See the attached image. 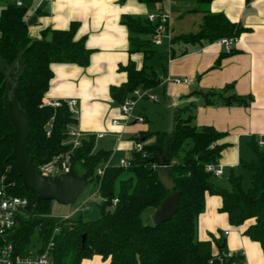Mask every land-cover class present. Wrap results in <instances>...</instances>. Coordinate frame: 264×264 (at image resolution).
<instances>
[{
    "label": "trees",
    "instance_id": "trees-1",
    "mask_svg": "<svg viewBox=\"0 0 264 264\" xmlns=\"http://www.w3.org/2000/svg\"><path fill=\"white\" fill-rule=\"evenodd\" d=\"M28 21L27 10L16 4H9L0 15V182L11 195L30 203L19 216V225L8 235L17 254L26 255L36 235L41 250L53 240L51 264H83L94 257L109 264H210L211 261L218 264L217 257L228 252L226 246L220 249L224 240L200 241L197 236L198 223L210 195L222 199L220 212L227 215L230 226H247L243 235L258 243L264 255V150L243 165L250 173L247 190L242 175L229 177L231 188L219 187L213 181L215 175L208 173L206 167L217 166L225 148L219 142L226 134L211 126H196L194 105L177 110L172 131H156L137 139L144 144L154 137L155 143L144 145L146 157L144 153L133 152L127 168L108 165L110 153L95 151V135L83 139L71 153V164L78 175L88 174L89 185L98 187L100 216L87 220L78 212V217L72 220L52 217V201H41L25 190L9 160L14 143L6 135L14 131V126L3 116V98L10 80H17L19 105L27 113L31 128L29 154L42 160L34 162L35 169L70 153L69 130L77 122L65 104L57 108L49 106L45 97L54 76V65L87 67L92 53L86 48L85 39H76L78 23H72L68 31L53 32L51 39L44 34L41 39L32 40ZM123 24L131 35L130 54L143 53L149 59L155 53L151 41L154 26L147 19L132 17H125ZM245 31L224 15H205L197 33L174 37L173 44L176 40L211 43L239 38ZM234 53L235 50L230 55ZM120 70L127 73L128 80L111 88L112 98L120 105L135 90H153L162 81L151 68L144 65L138 69L131 61ZM231 89L229 86L197 94L204 97L206 105H250L249 98L230 93ZM184 112L186 119L182 118ZM104 168V176L99 178L97 172ZM160 174L174 182L180 204L171 220L156 226L146 223L145 214L149 210L155 212L170 195L159 180ZM114 200L118 201L115 206ZM56 228L60 229L59 234H54Z\"/></svg>",
    "mask_w": 264,
    "mask_h": 264
},
{
    "label": "crops",
    "instance_id": "crops-1",
    "mask_svg": "<svg viewBox=\"0 0 264 264\" xmlns=\"http://www.w3.org/2000/svg\"><path fill=\"white\" fill-rule=\"evenodd\" d=\"M18 3L27 10L29 21L36 17L28 31L32 40H39L44 34L51 39L53 32L68 31L72 23H78L76 39H85L86 48L92 53L90 64L87 67L54 65L45 103L77 100L80 117L75 127L87 136L105 135L96 138L95 151L109 152L108 165L112 167L119 166L122 159H131L133 141L156 131L164 132L155 128V124L153 127L147 124L149 120L137 111L138 105L135 115L144 117V123L132 121L127 127L112 124L116 120L123 121L120 104L111 96V88L120 87L128 80L127 73L120 67L131 61L138 69L146 65L155 71L151 65L155 53L147 60L143 53L130 54L131 35L123 24L124 18L145 20L151 14L169 12L174 37L197 33L205 15H224L230 22L243 26L247 31L240 35V44L229 56L224 53L220 41L187 43L176 40L172 60L163 64L160 74L155 71L161 84L150 91L158 98L157 119H169L161 128L171 126L173 129L177 110L194 105L192 112L196 126H211L226 134L219 142L225 144L217 163L223 174L215 176L221 181L220 185L226 180L229 182L231 175L248 174L250 177L243 165L255 160L264 150L260 145L264 141V0H162L155 3L139 0H0V15L9 4ZM166 78L170 80L165 82ZM176 79L184 82L176 84ZM229 86L232 87L230 93L249 98L250 105H206L204 97L197 94ZM120 134L123 136L121 142L117 140ZM154 143L155 138L151 137L144 145ZM221 207L220 197L207 196L206 210L198 223V239H222L228 252L243 253L247 264H264L260 245L243 235L247 226H230L227 215L220 212ZM78 212L82 209L75 214ZM86 212H82L83 216ZM83 264L109 262L94 257Z\"/></svg>",
    "mask_w": 264,
    "mask_h": 264
},
{
    "label": "built area",
    "instance_id": "built-area-1",
    "mask_svg": "<svg viewBox=\"0 0 264 264\" xmlns=\"http://www.w3.org/2000/svg\"><path fill=\"white\" fill-rule=\"evenodd\" d=\"M51 2L53 0H46ZM21 7V4H17ZM149 23L154 26V33L152 37V44L154 47H161L166 50L168 55V62L172 60L173 51V30L171 26V15L169 12L161 11L156 14H151L147 17ZM224 53L230 55L236 47L240 44L239 38L222 39L220 41ZM170 79L166 78L165 82ZM184 81L176 79V84H181ZM144 99L152 102H157L158 98L150 91L137 89L133 92L132 96L129 97L125 102L120 105V114L123 121H113V126H124L127 127L132 121H138L144 123V117L135 115V109L138 103ZM52 107H61L63 104L66 105L73 119L78 123L80 117V109L77 100H65L58 101L55 103H46ZM105 135H97L96 138H103ZM88 137L76 127H71L69 130V144L71 145V152L65 155H61L53 158L51 161L44 163L36 169L40 174L46 177H55L64 173L69 172L71 164V153L80 147L82 140ZM118 141L121 142L123 136L120 134L117 137ZM264 147V141L260 143ZM133 152L144 153V144L140 141H133ZM144 157L146 154L144 153ZM120 167L127 168L130 166V160L122 159L120 161ZM106 168V167H105ZM104 169H100L97 172L99 178L104 176ZM206 171L215 176H221L223 170L214 165H208ZM117 200H114V206L117 204ZM29 201L25 198L15 197L11 195L4 184L0 182V264H51L50 252L54 246L53 240L50 241L48 246L40 250L39 252L33 253L29 251L26 255H19L16 253L14 245L8 240L9 233L19 225V216L23 214L29 207ZM62 220L70 219V216L64 218H58ZM60 229L56 228L54 234H59ZM225 235H228L226 233ZM218 264H247L244 258V254L241 252H227L222 256L217 257ZM210 264H214L213 261Z\"/></svg>",
    "mask_w": 264,
    "mask_h": 264
},
{
    "label": "water",
    "instance_id": "water-1",
    "mask_svg": "<svg viewBox=\"0 0 264 264\" xmlns=\"http://www.w3.org/2000/svg\"><path fill=\"white\" fill-rule=\"evenodd\" d=\"M36 17L28 22L32 25ZM3 116L11 121L14 131L6 136L13 140V152L9 160L13 162L20 176L23 188L41 201H52L61 206H73L78 203L85 191L88 189V174L78 175L73 166L69 172L55 176L46 177L40 174L34 167V162H42L29 154L28 140L31 128L27 113L20 108L18 99V81L10 80L4 95ZM159 180L170 195L156 209L153 221L156 226L171 220L178 211L180 204V193L175 191L176 185L166 175H159ZM85 236L83 237V242ZM226 242L221 245L224 249Z\"/></svg>",
    "mask_w": 264,
    "mask_h": 264
},
{
    "label": "rangeland",
    "instance_id": "rangeland-1",
    "mask_svg": "<svg viewBox=\"0 0 264 264\" xmlns=\"http://www.w3.org/2000/svg\"><path fill=\"white\" fill-rule=\"evenodd\" d=\"M154 51H155V56L151 60V65L154 67V70L159 72V74H160L162 72L163 64L168 63V60H169L168 55L166 53V50L164 48H161V47H154ZM165 58H166V60H165ZM158 105H159V103L152 102L150 100H143L138 104L137 111L145 114L147 120H149V122L147 124L150 125L151 127H153V125L155 124V128H158V129H161L164 131L166 130L167 132H170V131H172L171 126L167 127V129H165L166 127H162L163 129L161 128V126H165V124L168 122L169 119L168 118L165 119L166 117H164V120H162V119L158 120L157 119L158 118L157 108L159 107ZM186 113L187 112H184V114H182L183 119L187 118ZM164 116H166V115L164 114ZM158 129H155V130H158ZM150 142H152V141H150ZM98 147H99V145H97V148ZM216 179L217 178L214 177L213 181L219 187L226 188V189L231 188V186L227 180L224 181V183H222L220 185L221 181H219V180L217 181ZM243 180H244L243 187H244V189L247 190L250 187V177L248 176V174H243ZM99 200H100V198H99V193H98V189L96 188V185L90 184L88 189L85 191V193L83 194V196L81 197V199L78 201V203L76 205L61 206L55 202H52L51 203V209H52L51 215H52V217H58V218H64L65 216H70V219L72 220V219H76V217H78V213L75 214L76 211L79 209L80 210L82 209V212L88 211L84 214L85 219L95 220L100 216V211L98 208ZM153 215H154L153 210H149L147 212V214H145V220H146L147 224L151 225L154 223ZM40 250H41V244L39 243L38 238L35 235V237L32 238L30 251H32L33 253H36V252H39Z\"/></svg>",
    "mask_w": 264,
    "mask_h": 264
}]
</instances>
